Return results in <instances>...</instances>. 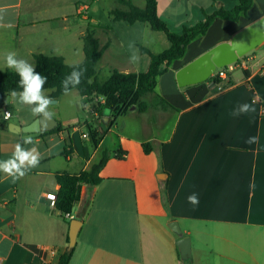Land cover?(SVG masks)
Returning <instances> with one entry per match:
<instances>
[{
  "label": "crops",
  "instance_id": "obj_1",
  "mask_svg": "<svg viewBox=\"0 0 264 264\" xmlns=\"http://www.w3.org/2000/svg\"><path fill=\"white\" fill-rule=\"evenodd\" d=\"M130 2L145 6L144 0ZM156 2L159 18L179 34L202 21V13L230 10L238 0ZM116 10L126 7L117 0H0V72L14 71L5 63L8 52L34 66L33 57L39 54L61 57L70 66L66 59L73 58L79 64L87 32L103 49L95 80L101 63L109 76L113 70L145 72L149 59L138 47L159 54L169 43L147 23L115 21L111 13ZM263 16L264 0H253L246 17L215 20L204 36L191 42L185 56L159 77L154 116L141 113L147 117L139 127L142 137L120 135L107 146L106 134L116 137L117 118L107 129L108 114L93 110L103 99L80 97L83 118H62L54 108L57 132L0 142V161L12 158L17 143L35 147L41 156L39 165L19 179L0 171V264H58L70 250L67 264H264V43L237 62L225 80L179 88L174 75ZM44 92L50 97L52 90ZM70 94L52 105L61 108ZM244 103L254 111L234 117L233 110ZM11 117L3 119L6 126L28 125L38 116L18 122H10ZM88 128L106 130L97 147L83 138ZM27 137L32 144H24ZM249 137L254 142L246 143ZM145 143L154 148L148 155L141 148ZM104 149L110 156L99 174L101 182L81 186L80 200L65 219L46 199L58 190L54 173L88 171ZM158 174L164 176L158 180ZM192 193L198 195L197 206L188 202ZM72 219L81 226L68 250ZM172 221L190 240L186 260L180 258L178 236L168 228Z\"/></svg>",
  "mask_w": 264,
  "mask_h": 264
},
{
  "label": "trees",
  "instance_id": "obj_2",
  "mask_svg": "<svg viewBox=\"0 0 264 264\" xmlns=\"http://www.w3.org/2000/svg\"><path fill=\"white\" fill-rule=\"evenodd\" d=\"M117 1L119 4L125 6L126 10L112 12L111 15L115 21H122L128 25L137 22L147 23L152 31L162 33L169 43V48L159 54H153L143 47H138L140 54L147 56L149 59L145 72L124 74L113 70L105 82H97L95 80L96 65L102 56L103 49H98V42L90 32H87L83 38L84 59L79 64L73 66L66 65L61 57H48L41 54L33 57L35 71L47 78L43 86V91L52 90L49 95L52 100L65 94L62 88V80L72 72L75 66L85 68L86 73L81 83L75 88H71L70 92L75 91L80 97L103 99V104L98 106L95 104V109L93 110L99 115L102 112L108 114L107 129L111 128L116 118H120V116L128 113L132 107L138 113H144L147 110V105L142 100L144 96L147 94H155L159 77L167 72L174 61L181 60L185 56L187 46L191 42H194V40L204 36L215 20L238 22L241 17L247 16V11L253 4V0H238L237 5L230 10L218 8V10L210 15L202 13V21L193 26L184 27L179 34H175L159 18L156 0H144V8H137L130 0ZM89 79L91 83L88 82ZM209 80L215 83L220 81L217 77H211ZM13 90L17 92L22 91V88L19 87L18 74L15 71L8 70L0 72V110L7 109L4 99ZM161 102L171 108L162 99ZM2 128L3 125L0 123V130ZM58 130L56 128L44 134H52ZM105 133L106 130L98 133L88 128L89 138L95 147L98 146L102 135ZM141 148L145 155L150 154L154 150L153 145L150 143L142 144ZM109 156V151L104 149L101 152L99 161L88 171H81L79 173H54V179L58 186L54 205L56 211L62 215L71 214L73 207L80 200L81 186H96L101 182L99 174L109 160ZM71 252L70 250L61 256L58 264H67Z\"/></svg>",
  "mask_w": 264,
  "mask_h": 264
},
{
  "label": "water",
  "instance_id": "obj_3",
  "mask_svg": "<svg viewBox=\"0 0 264 264\" xmlns=\"http://www.w3.org/2000/svg\"><path fill=\"white\" fill-rule=\"evenodd\" d=\"M264 43V16L257 21L251 23L247 27L237 32L227 42L218 44L209 49L184 67L177 71L175 81L179 88L197 85L208 81L216 71V69L225 68L237 63L241 58L251 51H254ZM54 104L56 101L52 100ZM130 110H134L132 107ZM43 117L38 116L31 123L24 126L8 124L7 127L11 132L23 133H40L50 132L57 127V122L52 118L48 122L46 129L42 128L40 121ZM162 174L157 175V179L162 178ZM81 222L72 219L69 221L68 231V250L74 247L77 233ZM168 228L178 236L176 246L181 260H186L190 256V240L182 237V233L177 222L172 221L168 224Z\"/></svg>",
  "mask_w": 264,
  "mask_h": 264
},
{
  "label": "clouds",
  "instance_id": "obj_4",
  "mask_svg": "<svg viewBox=\"0 0 264 264\" xmlns=\"http://www.w3.org/2000/svg\"><path fill=\"white\" fill-rule=\"evenodd\" d=\"M10 26V25H9ZM135 59V58H133ZM5 63L8 68L13 69L19 76V87L22 91L17 92L13 90L10 95L14 98H18V101L24 105L31 107L33 115L43 117L40 121L42 128L46 129L48 122L52 120L54 113L49 110L53 101L50 97L46 96L43 91V86L46 83L47 78L35 71V66L29 63L27 60L17 58L15 52H8L5 56ZM86 73V69L75 66L70 74L64 77L62 80V88L65 94L70 92L71 88L78 86L82 78ZM91 83V80L88 81ZM81 107H87L81 104ZM254 111L252 106L248 103L237 106L232 112L234 117H238L241 114ZM11 117V113L5 112L4 119L8 120ZM254 137H249L245 142H254ZM32 137L24 139V144H32ZM41 156L35 147L30 149L24 148L20 143L15 146V151L12 158L6 161H0V171L6 173L14 180L23 177L27 171L35 168L39 165ZM188 202L197 206L199 204V198L196 193H192L188 196Z\"/></svg>",
  "mask_w": 264,
  "mask_h": 264
},
{
  "label": "rangeland",
  "instance_id": "obj_5",
  "mask_svg": "<svg viewBox=\"0 0 264 264\" xmlns=\"http://www.w3.org/2000/svg\"><path fill=\"white\" fill-rule=\"evenodd\" d=\"M106 2L109 4L110 0H106ZM160 35H162V33ZM163 39H165V38H163ZM163 41L166 42V40H163ZM247 56H244L243 58H241L240 61L245 60ZM66 62L69 64H72V65L77 64V61L73 58H70V59L67 58ZM140 70H144V69H140ZM97 73L98 74H97L96 80L98 82H104L107 79V77L109 76V68H107L103 63H101ZM235 73H236V75L242 74L241 70H235ZM44 94L46 96H48V94H46L45 92H44ZM70 95H72V96L70 98H67V103H65L61 106L62 109L60 108V106H59V108H57L54 105H50L49 110L52 111L54 108L60 110L61 117L62 118L65 117L66 119H68L70 117H71V119L72 118L73 119L74 118H79V119L83 118L85 115L80 110L79 104L77 101L80 99V96L75 91H71ZM144 100H145L144 102L147 105V111H148L147 116H148V118H152L154 116L153 110L156 106V99H155L153 94H147L144 96ZM4 102H5V105L7 106V108L9 109L10 113L12 114L10 122H18V118H23V120H25V116H29V115L33 114L31 112L30 106L20 103L18 101V98H14L10 94H8L5 97ZM160 106H161V104L157 106V109L158 108L160 109ZM133 111L135 114L127 113L125 116H120V118L118 117L116 119V125L114 127V132L116 133L115 135L117 138L116 137L113 138V136L111 134H106L107 139L105 141V144L107 146L110 145L109 143L112 141V139H114V141L115 140L119 141L120 135L131 136V137L134 136L136 138L143 136V133H141V131L138 133V131H139V127H140L141 123L146 121L147 117H146V115L138 113L135 110H133ZM0 123L3 125L2 130L4 129V131L0 132V142L10 143V142H12L13 139H16L19 137L23 138L25 135L28 134V133H23V132H18V133L11 132L8 129V127L6 126L8 121L5 122L3 120V109L0 110ZM84 130L85 129H83V131ZM95 162L96 161H94L93 163H95Z\"/></svg>",
  "mask_w": 264,
  "mask_h": 264
},
{
  "label": "built area",
  "instance_id": "obj_6",
  "mask_svg": "<svg viewBox=\"0 0 264 264\" xmlns=\"http://www.w3.org/2000/svg\"><path fill=\"white\" fill-rule=\"evenodd\" d=\"M233 65H234V66H233ZM235 67H237V63L232 64V66L230 65V66H227V67H225V68L216 69V71L214 72V74H213L212 77H214V78L217 77V79H219V80H225V79L227 78L226 75H228V73L232 72V71L234 70ZM5 112L10 113L7 109H3V119H4V113H5ZM4 120H5V119H4ZM88 137H89V135H83V138H88ZM46 199L49 200L51 207H54V205H55V200H56V195H54V194H52V193L47 194V195H46ZM69 216H70L69 214H64V215H63V217H64L65 219H68V218L70 219Z\"/></svg>",
  "mask_w": 264,
  "mask_h": 264
}]
</instances>
